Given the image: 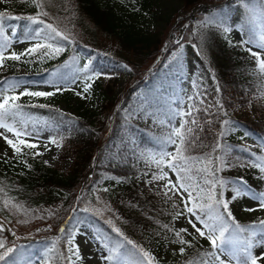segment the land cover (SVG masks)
<instances>
[{
  "label": "trees",
  "instance_id": "trees-1",
  "mask_svg": "<svg viewBox=\"0 0 264 264\" xmlns=\"http://www.w3.org/2000/svg\"><path fill=\"white\" fill-rule=\"evenodd\" d=\"M178 1L187 18H184L181 29L174 32L179 27L177 15H161L156 8L157 0H51L50 3L43 0L44 7L40 9L30 0H0V12L9 15L48 12V17L44 19L58 30L55 18L69 14L66 7L71 2L74 7L71 22L80 28L86 39V42L81 38L73 39L74 44L53 58L41 60L37 53L23 56L19 61H5L6 69L0 70V82L5 79L27 82L15 89L16 93L25 87L29 91H37L30 84L46 85L44 81L50 78L51 73L73 56L78 57L77 67L92 59L94 68L99 62L111 66L117 75L115 80L122 75L133 80L123 95H116L113 86H101L97 78L88 81L91 88L87 94L98 93L101 103L91 108L81 105L76 112L41 100L31 101L29 96L20 98L19 103L27 106L25 112L41 121L47 119L60 124L68 121L69 116L74 118V130L64 131L62 141L72 148L73 162L68 171L49 167L41 155H34L36 149L26 147L21 154L0 160V223L18 237L32 238L29 242L13 238L5 228L0 232V238H6L8 246L12 243L23 245L32 261L45 253L48 264H69L61 258L62 253L67 256L68 252L66 233H60L59 227L70 216H75L77 220L86 219L94 232H103L114 239L116 234L105 223L107 219H112L128 240L155 258L153 264H187L189 260H199L198 254L211 250L207 240L184 232L181 236L191 241V246L175 243L179 239L175 233L180 230L175 224L176 213L182 208L148 192V183L157 182L152 180V175L160 173L152 156L158 158L162 147L171 152L168 149L170 144L162 145L161 141L168 136L178 118L171 122L168 119L169 110H176L174 102H180L181 97L182 87L172 90L181 72L174 71V64L168 67L172 63V53L179 51L177 39H181L184 45L181 69L186 62V49H191L197 66L195 82L204 93L223 104L222 109L216 103L208 113L201 112L203 131L195 129L193 135H198L199 139L190 148L189 154L201 158L197 167L207 163L205 157L214 159L223 156L227 166L217 176L228 182L229 187L223 189L225 199L231 197V184L240 177L253 191H264L259 169L237 166L246 160L264 157V148L242 145L245 138L259 143L264 138V105L258 103L253 111L249 110L253 94L264 93V73L259 71L257 57L252 54L257 51L251 48L249 51L243 43L254 42L264 33V0H248L247 6L243 0ZM205 5L212 8L197 10L195 18H189L195 8ZM214 12L220 14L224 26L231 28L234 19L240 15L245 39L233 44L222 27L204 25L203 18ZM8 23L17 26L16 35L23 40L26 21ZM154 26L160 27L152 28ZM184 26L185 31L180 37ZM174 33L176 37L173 38ZM100 37L111 44L101 43ZM165 45H168L167 50ZM125 64L130 70L119 67ZM83 81H78V87L83 88ZM0 87L6 86L0 84ZM8 94L13 93L10 90ZM62 94L67 100L73 96L71 90ZM145 97L151 101V106L142 114L139 109L144 107L141 101ZM32 104L50 107H31ZM56 110L65 115L62 117ZM105 110L110 111L108 120L104 119ZM145 115L149 120L139 121ZM222 120L232 123L222 127ZM221 131L225 135L220 143L227 151L213 152L216 137ZM245 132L249 133L247 137ZM249 150L255 155L249 156ZM216 166H220L218 161ZM5 200L9 201L7 208ZM238 200L229 204L236 221L242 226L256 225L258 228L259 221L264 220V212L252 219H242L234 210ZM73 208L77 209L75 213ZM85 208L90 213L83 212ZM95 209H100L103 216L98 217L91 212ZM46 225H51V232ZM65 227L71 230L72 226L67 224ZM180 247L185 248L184 254L179 252Z\"/></svg>",
  "mask_w": 264,
  "mask_h": 264
},
{
  "label": "snow or ice",
  "instance_id": "snow-or-ice-1",
  "mask_svg": "<svg viewBox=\"0 0 264 264\" xmlns=\"http://www.w3.org/2000/svg\"><path fill=\"white\" fill-rule=\"evenodd\" d=\"M30 2L38 9L44 7L43 0H30ZM48 2L50 3L51 0H48ZM243 2L247 6L248 0H243ZM48 15V12L39 11L34 15L23 16L0 12V68L5 67V61L7 60L19 61L21 57L26 55L31 56L39 53L41 60L44 58H53L65 51L67 46L75 43L68 34L59 31L52 23L44 19ZM19 20L26 21L23 26L24 40H20L17 37V26L8 23L9 21ZM202 23L204 25L215 24L217 27H222L225 33L232 30L231 27L224 26L223 19L216 12L205 16ZM6 29H11V33L9 34ZM14 40L18 43L27 41L29 42V47L19 53L14 50L10 51ZM260 40L264 41V33H261ZM251 42L249 40L243 43ZM176 46L179 51L172 53V63L168 67H172L174 64L176 66L174 71L178 72L182 70L180 66L184 48L181 39L176 40ZM261 46L264 47V45ZM167 48L168 45H165V50ZM252 54L254 57H257L259 71L264 73V59L259 58L260 54L258 52H253ZM77 61L78 57H71L69 61H65L64 64L60 65L51 73L49 79L44 81V83L52 86V91H29L25 87L23 91L16 93L15 89L20 88L21 85L27 82L15 79H5L0 82V84L6 86L0 87V129H2L0 131V137L12 148L15 155L21 154L23 150L22 146L28 149H39L40 144L37 141L42 139L45 132L49 133L47 141L44 143L46 150H50L48 149V144L61 146L65 138L63 132H71L74 130L76 123L74 118L70 116L68 121L60 124L47 119L41 121L25 112L27 106L19 103L22 96L51 97L62 91H75V88L72 86L77 85L81 79V73H83L85 74V79L83 81L82 91H76L75 94L82 98H87L85 94L89 93L91 88V83L88 81H92L94 78L102 75L111 78L105 71H98L92 67V59H89L82 67H77ZM119 67L130 70L126 64L120 65ZM213 78L215 77L213 76ZM262 84H264V81H262ZM192 87L194 89L196 88L195 82H192ZM10 90L13 93L11 95L8 94ZM216 91L219 94V86H217ZM187 99L192 102L189 104L187 112L182 109V101L174 102L177 105L175 111L169 110V121H174L179 117L180 124L179 127H173L168 136L161 141L162 145H175V152L166 151L162 147L158 152V158L152 156V160L160 169L159 174L154 173L152 175L153 181L164 180L165 177L169 176V172L164 171L165 166L175 176V181L169 178L164 187L168 188L170 185L171 189L176 190L184 203V212H177L176 216L185 215L194 232L199 237H204L209 241L211 250L198 254L200 256L199 260H189L187 264H233V262L234 264H259L260 261L264 260V251L256 255L253 250L258 247L264 249V220L259 221L258 228L256 225H252L251 227L242 226L236 221L229 204L230 201L248 197L252 201L257 202L258 208L264 209V191H253L247 181L243 177H240L231 184V191L233 193L231 197L225 199L223 189L229 187L228 182L217 176V173L223 167L227 166L223 156H216L214 159L205 157L204 159L207 160V163L202 167H197L201 158L190 155L189 151L197 143L199 136L193 135L195 129L189 126V121L185 117H192L191 125H195L196 127L200 126L199 120L193 116V111H200L196 106V100L199 99L202 103L203 97L196 90V94L188 96ZM216 103L221 109L223 108V104L219 100ZM141 104L144 107L139 109V111L143 114L148 111V108L151 106V101L145 97L141 101ZM31 107L47 108L50 106L45 104H32ZM56 111L60 112V110ZM204 111L207 113L208 109H204ZM60 115L63 117L65 114L60 112ZM208 123L211 124L212 120L209 119ZM231 123L228 120H222L221 126L226 127ZM200 131H203V129L200 128ZM8 133H11L13 138H9ZM224 135L225 132L221 131L216 137L217 142L213 146V152L227 151L225 146L220 143ZM248 135L249 133L245 132L244 136L247 137ZM243 138L241 137V139ZM261 143L264 144V138H261ZM34 155H43V153L36 151ZM254 155L249 150V156ZM217 161L220 166H216ZM44 163L47 164L48 162L45 161ZM237 166H248L259 169L261 173L260 178L264 180V157L246 160ZM28 167H31V165H28ZM77 199L79 200V197ZM4 206L5 208L9 206L8 200L4 201ZM16 207L19 206L17 205ZM246 210L254 211L256 209L249 208ZM72 211L75 213L77 209L73 208ZM82 211L90 213L88 208ZM91 212H94L98 217L103 216L100 209L91 210ZM105 223L116 234V238H110L100 231L93 232L91 238H88V233L83 231V229L88 228V221L86 219L77 220L75 216H70L59 227L60 233H66V242L69 245L67 249L68 255L64 256L62 253L61 258L69 261V264H74L73 256L77 261L81 260L80 247L75 243V240L78 235H84L86 237V244L95 243L97 245L99 259L102 261V264H153L155 258L148 251L135 245L133 241L128 240L121 231V228L117 227L112 219H107ZM67 224H71V230L66 229L65 225ZM164 227L168 226L164 225ZM48 229H51V225L48 226ZM4 230L5 226L0 223V232ZM37 231L39 232L40 229H37ZM187 231V229L177 231L175 234L179 239L174 242L191 246V241L184 240L181 236V232ZM127 245H131L132 247L129 248ZM179 252L184 254L185 248L180 247ZM0 264H33V261L23 245L12 243L11 246H8L6 238H0Z\"/></svg>",
  "mask_w": 264,
  "mask_h": 264
},
{
  "label": "rangeland",
  "instance_id": "rangeland-1",
  "mask_svg": "<svg viewBox=\"0 0 264 264\" xmlns=\"http://www.w3.org/2000/svg\"><path fill=\"white\" fill-rule=\"evenodd\" d=\"M67 9H69V14H65V15H58L55 18V23L57 24V26L59 27V30L61 32H64L66 34H68L70 36L71 39H77V38H81L86 42V39L83 38V34H81L80 28L77 25H74V23H72V18L74 16V12H73V5L71 2H69L67 4ZM156 8L158 10V12L161 15H166V16H173V15H177V20L176 23H179V27L175 28L174 32H178L182 25H183V20L184 18H187L185 15V10L183 11V6L182 4L179 3L178 0H157L156 2ZM205 8H212L208 5H205V7L201 8V9H205ZM200 9V10H201ZM196 13V11H195ZM195 14L189 16L190 19H194ZM241 23V17L240 15H238L237 18L234 19L233 23H232V30L228 32V37H230V41L231 43L235 44L237 41L239 40H244L245 38L243 37V29L242 26L240 25ZM186 26V25H185ZM185 26L182 28V31H185ZM160 27V26H159ZM159 27L154 26L152 28H156L158 29ZM6 31L9 32V34L11 33V29H6ZM180 33V37L182 36V34L184 33ZM172 37H176V33H174L172 35ZM24 40V39H23ZM254 42H251L250 44L246 43L245 47L247 48H251L254 51H257L260 55L259 58L260 59H264V47H262L261 45H264V41L255 38ZM100 42L104 43L106 45L111 44L110 42H108L105 38L100 37ZM27 47H29V42L25 41L23 43H18L15 40L12 43L11 46V50H14L16 52H22L24 51V49H26ZM186 56H185V65L184 68L180 71L181 73L179 74V76L176 78V86L172 88L173 91L179 90V87H182L180 89V101H182V109L183 111L187 112L188 111V106L190 103H192L191 101H189L187 99L188 96H193L196 94V90H198L199 95L203 97V102L201 103L199 99L196 100V106L200 109L199 112L193 111V116L196 117L199 122H200V126L196 127L195 125H191V119L192 117H185V119H187L189 121V126L194 127V129H199L203 127L202 125V117L203 115L201 114V112H205L204 109H210L214 107V105L216 104V100L214 97L208 95L207 93H204V90H202L198 84L195 82V74H196V63L195 61H193L192 59V53H191V49H186ZM84 62H85V58H84ZM83 63V62H82ZM5 67L0 68V70H4L5 71ZM96 70H103L105 71L109 76H111V78H107V76H100L97 78V81L101 82V86H106V85H110L113 86L116 95H123V93L126 91L127 87L129 86V84L133 83V80L131 79V77L126 76V75H122L119 80H115L116 79V72L113 70V68L111 66H108L106 64H103V62H99L98 66L95 67ZM81 79L83 80L85 79V74L81 73ZM192 82H195L196 88L194 89L192 87ZM32 86L35 87V89L37 91H52L53 88L50 84H46V85H36V84H30ZM73 88H75V91L71 90V94L73 95L71 98H69V100L65 99V96L62 94V92L57 93L54 96L51 97H29V100L31 101H36V100H41L42 102L45 103H49V104H54L59 106L61 109L66 110V111H72V112H76L78 108H80L81 105L85 106V107H95L100 105L101 103V98L100 95L98 93L95 94H85V96L87 98H82L80 96H77L75 94L76 91H82L81 87H78V85H74L72 86ZM22 89V88H21ZM20 90V89H18ZM253 104H251L249 106V110L253 111V108L255 106V104H262L264 105V93L263 94H253ZM242 110H246L245 108H242ZM206 113V112H205ZM208 113V112H207ZM109 114L110 111L109 110H105L104 111V119L108 120L109 119ZM141 120H149V117L147 115L142 116L141 118H139V121ZM180 124V118L178 117L175 121V123L172 125L173 127H179ZM0 131H2V129H0ZM49 133L45 132L43 134V137L40 141H37L40 144L39 149H36V151L42 152L43 155H41V158L43 159V161H47L48 163L46 165L50 166H54L56 168H58L59 170L62 171H68L70 169V167L72 166V162H73V155L71 153L72 148L66 144L62 142L61 146H56L53 144H48V149L50 150H46L44 147V143L47 141V137H48ZM9 138H13L11 133H8ZM25 139H27V137H25ZM242 145L248 146V147H260V148H264V144H262L261 142H257L254 141L252 139H248L245 138ZM23 148V146H22ZM168 149L171 152H175V146L174 145H169ZM14 152L12 150V148L10 146H8L6 144V141L0 137V160L8 157V158H13L14 156ZM164 171H168L169 172V176L165 177L164 180H159L157 182H149L148 183V192H152L154 194H156L157 196H161L162 198H165L167 201L170 200L172 205L177 206L178 208H182L181 213L184 212V203L183 201L180 199L179 194L176 192L175 189H171V186L169 185L168 188H165V184L167 183V180L169 178H171L173 181H175V176L174 174H172L168 168L165 169ZM166 193V194H165ZM186 195V194H185ZM170 204V205H171ZM191 206V205H189ZM249 208H255L256 210L254 211H247L246 209ZM235 210V214L238 217H241L242 219H252L254 217H257L258 215H260L261 213L264 212V209H260L257 206V202L252 201L250 198L248 197H242L238 200V203L236 204V206L234 207ZM175 224L178 227V229H187V232H184V234L187 235H196L199 237L198 234H196L194 232V230L191 228V226L188 223V220L186 219L185 215H180L175 219ZM5 228L9 231L8 227L6 225H4ZM199 226V225H198ZM47 230L48 229V225H46ZM51 232V230H49ZM83 231H86L88 233V238H91L92 233L94 232L92 228H90L88 226L87 229H83ZM11 232V235L13 238L16 239H24L25 242H29L32 238H25L23 236L18 237L16 235L15 232H12L11 230L9 231ZM13 233H15V235H13ZM204 240H207L204 237H200ZM85 239L86 237L84 235H78L76 237L75 243L79 245L80 247V255L82 257L81 260L77 261L75 259V257L73 256V261L74 264H97V259H99V252H98V247L95 243H85ZM208 241V240H207ZM69 245L67 244V249H68ZM254 254L259 255L262 251H264V249L262 248H255L254 250ZM91 257V258H89ZM261 263H264V260L260 261ZM33 264H48L46 263V254L44 253L43 256L41 258H37L36 260L33 261ZM102 264V261L99 263ZM234 264V262H233Z\"/></svg>",
  "mask_w": 264,
  "mask_h": 264
},
{
  "label": "water",
  "instance_id": "water-1",
  "mask_svg": "<svg viewBox=\"0 0 264 264\" xmlns=\"http://www.w3.org/2000/svg\"><path fill=\"white\" fill-rule=\"evenodd\" d=\"M203 7H205V6H201V7H197V8H195L194 11L192 12V15L195 14V11L200 10V9L203 8ZM192 17H194V16H192ZM194 18H195V17H194ZM183 32H184V31H182V33H183ZM97 155H98V154H97ZM92 172H93V171L91 170L90 175H92ZM86 182H87V180H86ZM86 182H85V183H86ZM81 193H82V192H81Z\"/></svg>",
  "mask_w": 264,
  "mask_h": 264
},
{
  "label": "bare ground",
  "instance_id": "bare-ground-1",
  "mask_svg": "<svg viewBox=\"0 0 264 264\" xmlns=\"http://www.w3.org/2000/svg\"><path fill=\"white\" fill-rule=\"evenodd\" d=\"M99 150H100V149H98V153H99ZM98 153H97V154H98ZM97 260H98V261H97V264H99V263L101 262V260H100V259H97Z\"/></svg>",
  "mask_w": 264,
  "mask_h": 264
}]
</instances>
